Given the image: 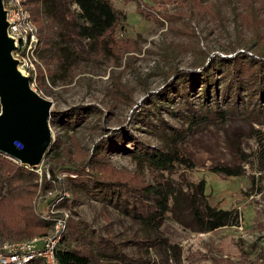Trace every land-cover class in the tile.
<instances>
[{"label": "rangeland", "instance_id": "rangeland-1", "mask_svg": "<svg viewBox=\"0 0 264 264\" xmlns=\"http://www.w3.org/2000/svg\"><path fill=\"white\" fill-rule=\"evenodd\" d=\"M111 1L126 16L124 31L117 28L113 37L96 42L79 36L74 25L66 24L74 36L68 45L57 29L48 44L43 39L39 47L44 58L53 53L58 60L50 64L42 60L35 79H30L32 88L53 102L51 148L38 167H29L39 174L35 213L49 222L47 233L54 232L59 219L65 220V233L69 222H78L81 242L93 248L98 245V254L103 252L99 264H120L119 259L129 258L134 264H264V90L263 98H255L245 89L240 98L225 96L226 86L231 80L236 84L240 74L226 72V59L257 57L264 42H258L247 24L236 22L228 0H204L208 9L190 21L172 0ZM71 7L74 20L81 23V9L72 2ZM160 12L183 18L173 17L176 21L171 23ZM56 15L61 24L60 9ZM260 18L264 19V9ZM62 46L67 48L62 51ZM165 47L176 53L168 57ZM218 58L224 59L221 65L215 63ZM210 60L216 64L213 77L217 85L213 87L217 101L212 92L209 96L202 93L203 80L196 81L197 73L204 72L201 64ZM172 67L193 78L187 86L195 114L188 108L180 78L167 77ZM117 85L125 92L115 91ZM152 93L157 95L154 102ZM129 94L136 104H119L116 97L126 99ZM217 114L219 119L212 117ZM192 122L181 148L194 167L181 166L163 174L167 183L182 191V205L177 209L180 218L171 215L160 230L126 214L113 192L79 180L69 170L71 165L60 164L56 177L51 173L60 159L65 163L70 158L91 159L104 141L110 143L106 159L111 166L151 181L153 175L130 134L154 148L170 150L174 146L172 127L187 129ZM120 134L134 152L116 145ZM219 164L241 174L213 173L211 168ZM201 181L210 205L238 210V226L202 229L191 211L193 197L204 201ZM7 190L6 181L0 182V198ZM100 239L106 241V247ZM11 240L14 238L0 228V246Z\"/></svg>", "mask_w": 264, "mask_h": 264}, {"label": "trees", "instance_id": "trees-1", "mask_svg": "<svg viewBox=\"0 0 264 264\" xmlns=\"http://www.w3.org/2000/svg\"><path fill=\"white\" fill-rule=\"evenodd\" d=\"M60 1V2H57ZM180 8L182 12L188 16V20L196 18L201 12L208 9L204 4V0H172ZM71 2L76 4L81 9L80 19L81 23L74 20V11L71 7ZM231 9L234 12V17L237 23H245L258 37V42H264V19L260 18V11L264 9V0H228ZM28 8L33 16V19L39 29L40 46L43 39H48L50 34L57 29L69 44V40L73 39L72 27L65 28L66 24L74 25L78 30V35L84 38L92 39L96 42H102L107 37H113L114 31L120 28L125 30L126 16L121 14L114 6L111 0H27ZM243 7L242 9H240ZM61 11L62 23L57 21V10ZM165 20H176L173 17L183 18L179 14H169L160 12ZM204 13V12H203ZM185 21V20H183ZM184 26L188 27L189 24ZM64 27V28H63ZM191 38L194 34L190 29ZM264 45V43H261ZM63 51L67 46L60 47ZM46 49V47H45ZM39 48V53H40ZM168 52L171 57L176 53L175 49H163ZM244 55V54H241ZM42 60L47 64L52 63V60H58L56 55L50 53L45 58L39 54ZM247 57V55H244ZM254 56V55H252ZM231 58V57H230ZM212 60L204 61L201 65L204 68L203 73H197L196 81L203 80L201 85L202 93L209 96L212 92L214 99L217 101V90L213 87L217 85V79L213 77V66L215 63L221 65L224 61L218 58L215 63ZM227 70L239 71V79L242 84L239 85V79L236 84L231 80L225 88V96L229 97L237 95L240 98L241 89L250 92L255 98H263L264 90V50H257V57L250 59H243V57H235L234 59H226ZM177 75L182 83L181 91L187 96L188 108L192 114H195L196 109L189 99L188 81H191V74L189 72L172 67L167 73V77ZM190 75V77H189ZM32 81V78H30ZM198 79V80H197ZM234 92H231V91ZM115 91L125 92L122 85H117ZM152 102L157 98L153 93ZM119 104H127L134 106V98L132 94L124 98H118ZM213 99V100H214ZM1 108V105H0ZM147 119L149 117L146 115ZM213 118H220V115L212 116ZM194 122V121H193ZM187 129L172 127L174 130V146L170 150L164 148H154L148 143H143L139 137L130 134L132 142L139 150L141 160L147 163L148 169L153 175L151 181H144L127 173V171H119L111 166L110 161L106 159V154H109L110 143L104 142L101 147L95 152L94 156L87 160H80L78 158H70L66 163L59 160L55 166H52L51 173L54 177L57 176V169L60 164H69L72 170L78 174V178L86 184L93 187L105 189L113 192L118 202H122V210L126 213L140 219L144 224L150 226L153 230H160L161 226L166 220L173 217L180 218V211L178 207L182 205V191L174 185L167 183L163 179V174L166 172L173 173L178 167L193 168L194 163L187 157L181 148L185 137L190 133L193 123ZM119 141L116 145L123 150L134 152L127 148L125 144L126 138L123 134L119 135ZM143 144V145H142ZM213 173L226 174L227 176H239L241 173L230 166L219 164L211 168ZM39 174L12 159L11 157L0 153V182L6 181L8 190L6 195L0 198V228L2 231L9 234L14 240H22L36 236H43L47 234L49 222L40 218L34 211L33 200L35 196L36 181ZM200 195L204 199L201 202L196 196L191 199V211L194 218L205 231H214L227 226H238L240 224V214L236 209H223L210 205L205 199V185L204 181L200 182ZM104 190V191H105ZM201 204L203 208H201ZM81 233L78 222H69L68 231L61 238L57 248V257L62 264H99L102 258L99 254L103 253L97 247H91L81 242ZM104 246L107 243L104 239H100ZM105 241V242H104ZM100 245V244H99ZM120 253V252H118ZM112 254V253H111ZM105 256V254H103ZM120 264H134V260L129 258L126 260L119 259ZM138 261V260H136ZM126 262V263H125ZM139 262V261H138ZM26 264H46L45 261L38 257Z\"/></svg>", "mask_w": 264, "mask_h": 264}, {"label": "water", "instance_id": "water-1", "mask_svg": "<svg viewBox=\"0 0 264 264\" xmlns=\"http://www.w3.org/2000/svg\"><path fill=\"white\" fill-rule=\"evenodd\" d=\"M9 27L5 2L0 0V153L35 168L52 145L53 102L34 90L19 68Z\"/></svg>", "mask_w": 264, "mask_h": 264}, {"label": "built area", "instance_id": "built-area-1", "mask_svg": "<svg viewBox=\"0 0 264 264\" xmlns=\"http://www.w3.org/2000/svg\"><path fill=\"white\" fill-rule=\"evenodd\" d=\"M10 22L9 34L15 39L13 55L19 67L30 78H34L42 63L39 56V29L28 8L27 0H4ZM35 79V78H34ZM53 233L22 240H11L0 246V264H26L42 258L46 264H62L57 257V248L65 235L64 219L56 221Z\"/></svg>", "mask_w": 264, "mask_h": 264}]
</instances>
